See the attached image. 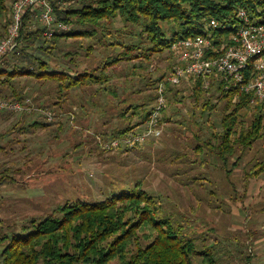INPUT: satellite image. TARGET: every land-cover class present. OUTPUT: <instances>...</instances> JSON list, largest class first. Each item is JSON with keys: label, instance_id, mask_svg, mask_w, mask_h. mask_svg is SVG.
Segmentation results:
<instances>
[{"label": "rangeland", "instance_id": "obj_1", "mask_svg": "<svg viewBox=\"0 0 264 264\" xmlns=\"http://www.w3.org/2000/svg\"><path fill=\"white\" fill-rule=\"evenodd\" d=\"M13 1L8 2L10 10ZM171 27L175 26H164L169 33L176 29ZM82 28L91 27H77ZM96 30L91 37L62 40L60 51L55 52L58 62L51 59L50 69L99 72L106 60L121 53L107 45H129L143 38L141 28L118 20ZM161 56L166 59L167 53L155 56L149 66L145 64L146 73L133 72L132 63L111 66L105 72L110 78L107 84L74 90L57 106L51 105L57 102L55 83L34 79L15 82L18 90L31 98L29 104H20L31 113L3 120L15 124L16 129L11 139L0 142L1 235L22 234L31 219H45L59 206L77 201L105 202L140 182L159 202L161 218L181 225L183 233L195 239L201 251L214 252L220 264H264V174L249 176L264 160V129L250 149L238 150L223 168L210 149L214 148V133L222 131L221 106L203 116L187 88L181 87L183 101L169 103L162 116L168 121L160 140L138 149L104 152L99 148V140H104L101 134L109 128H122L118 114L153 91L146 86L147 80L166 73L169 61ZM247 114L246 126L252 121L251 113ZM34 121L41 123L42 129L29 128ZM22 127L26 130L21 133ZM193 264L203 263L195 258Z\"/></svg>", "mask_w": 264, "mask_h": 264}, {"label": "trees", "instance_id": "obj_2", "mask_svg": "<svg viewBox=\"0 0 264 264\" xmlns=\"http://www.w3.org/2000/svg\"><path fill=\"white\" fill-rule=\"evenodd\" d=\"M10 1L0 0V40L5 37L11 23V16L7 19L8 11H10L9 15L12 11L8 3ZM50 2L57 22L68 25L70 31L56 33L52 38H48L44 35L47 28L39 23L32 13L26 14L20 45L8 54L10 56L7 60L4 58L0 63L1 101L19 103L22 106L25 101L28 103L31 98L27 97L26 93L22 94L15 82L34 79L38 82L49 81L56 84L58 90L54 91V95L57 102L51 105L57 106L68 99L69 94L74 90L89 88L90 85L107 84L110 78L105 72L111 66L127 62L132 63L133 72L146 73L148 68L145 64L149 66L155 56L167 53L166 59L162 57L163 55L160 57L161 60L169 61L166 73L153 81L148 79L146 82V86L153 91L139 104H129L121 114H118V122L123 124L122 128L115 129L116 131L111 132L109 136L106 132L101 134L104 140L144 132L150 115L157 107L161 84L165 86L163 92L165 106L161 109L159 120L162 133L157 140L162 138L163 128L168 121L162 119V116L163 114L165 116L169 103L183 101L184 96H180L181 91L178 89L181 87L187 88L189 97L195 105L199 104L203 116L210 115L221 106L222 131L214 133V148L210 147V149L216 153L223 168H226L229 157L238 150L250 149L263 134L264 103L257 102L252 105V94L234 88L224 90L223 81L214 77L210 78L209 89L204 88V80L201 78L183 79L178 85L169 83L168 78L178 64L173 51L175 43L210 34L227 42L231 35V27L208 30L209 22L216 20L222 25L233 26L238 23V10L244 9L254 22L264 23V0H51ZM63 3L68 5L64 7ZM115 20L121 21L124 25L130 24L141 28L143 38L129 45L118 42L107 45L113 50H121V53L106 60L98 69L99 72L67 73L58 68L50 69L51 59L53 62H58L55 52L60 51L58 47L62 40L94 36L98 33L97 27H103L104 24ZM88 25L91 31L88 28L77 29ZM165 25H173L175 27L171 28L176 29H171L169 33L164 28ZM105 35L108 36V33ZM218 43L220 46V42ZM44 55L46 57H43ZM261 57L264 58V53ZM255 59H252L248 66L250 76L255 73L253 65ZM135 61H139L140 65ZM71 63L75 65L74 61ZM57 65L58 63L55 64ZM141 79L144 80V77ZM104 89H107V86H104ZM91 99L95 104V96ZM106 102L113 106L109 99ZM42 107L43 103L40 108ZM51 107L48 106L54 111ZM23 113L28 115L31 112ZM247 113L252 115V121L248 126L245 125ZM13 117L19 119L23 118V115L21 112L0 109V121ZM121 120H128V123ZM149 142L146 141L134 148L138 149ZM196 148L202 151L199 145ZM256 166L250 171V177L264 174V160ZM159 206L157 199L144 191L140 182L136 183L131 191L113 195L105 202L67 203L59 206L45 219H31L30 225L22 228V234L12 237L0 234V264H193L195 258H199L203 264H220L214 252L201 251L195 239L183 233L181 225H175L170 218H161Z\"/></svg>", "mask_w": 264, "mask_h": 264}, {"label": "built area", "instance_id": "obj_3", "mask_svg": "<svg viewBox=\"0 0 264 264\" xmlns=\"http://www.w3.org/2000/svg\"><path fill=\"white\" fill-rule=\"evenodd\" d=\"M50 1L14 0L10 15L11 23L5 37L0 40V63L6 55L12 53L20 45L24 17L28 12L32 13L35 19L47 28L44 35L48 38H52L56 33L70 31L68 25L57 22ZM237 18L238 23L233 26L222 25L216 20H211L208 24V30L214 31L221 27L225 29L231 27V35L227 42L224 39L219 40L218 37L214 38V35L210 34L209 36H197L175 43L173 51L178 64L174 67L168 82L178 85L183 79L201 78L204 80V88L209 89L210 78L214 77L223 81L224 90L234 88L252 94V105L257 102L264 103V58L261 57L264 53V23L254 22L244 9L238 10ZM218 42H220V46ZM254 58H256L253 62L256 72L250 76L248 66ZM164 87L163 84L159 87L157 107L150 115L144 132L113 140L102 139L99 140V147L104 151H114L121 148L132 149L146 141L159 139L162 133L159 123L160 114L161 109L165 106ZM0 109L13 112H24L25 110L31 112V109H23L19 103L11 104L1 100ZM49 119H51L50 116Z\"/></svg>", "mask_w": 264, "mask_h": 264}, {"label": "crops", "instance_id": "obj_4", "mask_svg": "<svg viewBox=\"0 0 264 264\" xmlns=\"http://www.w3.org/2000/svg\"><path fill=\"white\" fill-rule=\"evenodd\" d=\"M22 114V113H21ZM23 114H25V113H23ZM32 118H34V117H32ZM4 121H0V131L2 130V129H4V131L3 132H0V142L1 141H7L8 140V138L11 136L12 137V135H11V133H13V132H15V129H16V126H14L15 124H12V123H5L6 125L4 126V123H3ZM28 125V124H27ZM4 126V127H3ZM3 127V128H2ZM29 128H34L36 131L38 130V129H42V128H40V127H43L42 125H41V123H38L37 121L35 122H32V124H30L29 126H28ZM45 129V128H44ZM113 128H109V129H107V131H106V133L108 134V136H109V134H111V132H113V131H109V130H112ZM26 129L25 128H23L22 127V130H21V133L22 132H24ZM9 131V132H8ZM114 131H116V130H114ZM11 137H10V139H11ZM9 139V140H10ZM114 151H117V150H114Z\"/></svg>", "mask_w": 264, "mask_h": 264}]
</instances>
